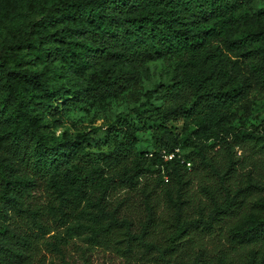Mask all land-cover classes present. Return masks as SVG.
<instances>
[{"label": "trees", "instance_id": "1", "mask_svg": "<svg viewBox=\"0 0 264 264\" xmlns=\"http://www.w3.org/2000/svg\"><path fill=\"white\" fill-rule=\"evenodd\" d=\"M244 2L58 0L56 17L64 25L55 30L54 43L43 47L41 40H26L47 63L13 74L10 62H18V55L0 54V140L9 139L12 159L21 166L17 170L12 161L0 158V264H31L40 238L61 264H92L87 255L75 262L65 247L67 237L81 232L92 244L119 252L125 264H136L129 258L135 245L153 252L164 264H209L204 246L194 248L185 235L190 228L210 229L229 213L236 217L227 236L245 251L236 261L218 254L217 264H264V248L258 245L264 240V123L253 127L231 123L234 107L251 89L264 91V6L248 14ZM160 58H174L177 73L171 84L157 89L162 103L154 112H140L156 123L151 128L152 150L137 149L138 127L121 114L107 124L106 153L98 162L81 161L80 145L40 131L41 114L51 112L56 97L73 103L102 102L136 83L145 63ZM62 77L73 85L57 83ZM175 120L181 122L177 134L168 124ZM85 137L77 133L74 140ZM241 143H249L261 157L251 158V166L237 174L234 146ZM215 144L224 152L221 163L210 154ZM175 147L189 149L181 153L189 167L191 159L197 160L217 177L218 191L203 185L211 204L207 213L202 209L194 217L184 213L189 201L186 166L176 156L169 160L161 156L163 149ZM152 173L167 185L173 182L164 191L172 208V229L163 241L153 236L157 197L147 182L139 188L145 217L137 226L120 212L122 199L108 200L112 187H137ZM40 184L45 203L33 199L32 191ZM246 192L252 201L243 205ZM17 216L34 230L14 227ZM45 217L65 225L64 235L45 237L49 229Z\"/></svg>", "mask_w": 264, "mask_h": 264}, {"label": "rangeland", "instance_id": "2", "mask_svg": "<svg viewBox=\"0 0 264 264\" xmlns=\"http://www.w3.org/2000/svg\"><path fill=\"white\" fill-rule=\"evenodd\" d=\"M60 4L58 0H0V54L15 53L18 55V62L11 61L9 71L13 74L18 70H37L40 69L46 61L44 58H38L31 48L27 47L26 40H41L43 47H49L54 42V32L62 27L64 22L57 18L56 9ZM264 6V0H246L243 3L244 10L248 14ZM56 20H58L56 22ZM51 65H58L57 61H50ZM249 73V67L245 64ZM177 69L174 58L156 59L145 63L139 71L136 83L128 89L113 97H108L102 102L93 104L73 103L65 98L56 97L52 101L51 112L41 114L43 126L40 131L51 135L57 141L69 142L73 146L80 145L83 150L79 153V158L83 162H98L106 153L105 134L107 124L113 121L118 114L125 116L138 127L136 147L139 151L152 150L151 128L156 124L149 118L142 117L141 111L154 112V108L162 103V98L157 94L160 85L167 86L173 81ZM63 79V81H62ZM57 83L64 84L66 87L72 86V82L62 77ZM63 82V83H61ZM235 114L231 119L234 126L253 127L264 123V91L254 87L247 94L244 101L234 107ZM172 132L177 134L181 129L179 120L168 122ZM85 133V139L80 142L74 140L77 133ZM8 140H0V158L4 157L12 161L15 169L21 170L13 159L11 147ZM6 142V143H5ZM188 148H180V153L186 154ZM210 154L214 159L221 163L224 152L219 144L213 145ZM236 161V172L242 174L249 168L251 158L261 157L260 153L253 152L249 143L236 144L234 146ZM185 177L188 179L186 185V194L189 196L188 204L184 207V213L188 217H194L202 209L207 213L211 204L203 185L218 191L217 177L211 172L208 166L203 165L197 160L191 159V167H184ZM264 179V178H263ZM153 191L157 197L156 222L153 236L163 241L165 235L171 228L172 208L165 201V188L173 187V182L167 185L159 179L157 174L152 173L147 179H140L137 187L128 188L114 186L108 192V200L116 202L123 200L120 212L131 216L134 224L137 226L139 220L144 219L145 210L142 203V194L139 190L143 183ZM33 199L36 202H46V192L40 184L33 189ZM250 194V195H249ZM250 192H246L243 205L250 203L252 197ZM244 208V206L242 207ZM233 213L225 214L221 220L216 221L210 229L190 228L186 235L191 240V245L202 244L205 248L209 264H217L216 256L218 254H227L233 258V261L243 257L245 251L242 245L234 243L227 236V228L235 220ZM49 229L45 237L64 235L65 225H59L47 217ZM14 227L19 231L34 230L30 222L23 218L16 217ZM85 232L67 237L69 240L65 247L71 258L80 263L82 257L87 255L92 264H125L123 256L113 248L103 244L94 245L85 239ZM53 239V238H52ZM35 256L31 264H61L55 252L44 244V238L36 241ZM261 248H264L263 242H258ZM186 247L181 252V260H185ZM133 257H129L136 264H164L153 252L145 251L142 246L135 245Z\"/></svg>", "mask_w": 264, "mask_h": 264}, {"label": "built area", "instance_id": "3", "mask_svg": "<svg viewBox=\"0 0 264 264\" xmlns=\"http://www.w3.org/2000/svg\"><path fill=\"white\" fill-rule=\"evenodd\" d=\"M161 156L164 160H169V159H172L174 156L180 158L179 161L181 163H184L186 167H189L190 166V161L188 160H185L184 157L181 156V153H180V148L178 147H175L174 149L172 150H165L163 149L161 151ZM164 180L167 181V176L164 175Z\"/></svg>", "mask_w": 264, "mask_h": 264}]
</instances>
